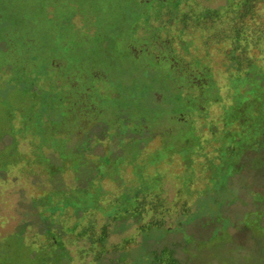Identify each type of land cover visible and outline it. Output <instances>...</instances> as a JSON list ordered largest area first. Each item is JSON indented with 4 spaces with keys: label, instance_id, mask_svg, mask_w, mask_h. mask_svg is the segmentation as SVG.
<instances>
[{
    "label": "rangeland",
    "instance_id": "1",
    "mask_svg": "<svg viewBox=\"0 0 264 264\" xmlns=\"http://www.w3.org/2000/svg\"><path fill=\"white\" fill-rule=\"evenodd\" d=\"M78 1L64 0L62 15L50 0H0V46L13 25L19 43L37 38L14 57L28 52L38 63L30 68L16 59L0 68V264H264V81L259 109H244L253 137L238 146L226 136L250 59L255 85L262 84L264 0L157 7L152 23L175 36L187 62L210 67L218 85L220 99L183 122L177 114L185 109L172 103L167 78L132 59L120 40L136 0ZM244 1L257 11L250 26L242 25ZM47 6L60 27L55 38L43 25ZM84 9L96 19V36L81 45L84 57L108 77L97 100L124 114L107 125L112 114L104 112L103 123L70 135L58 122L65 85L46 59L57 50L62 24ZM242 30L250 44L237 56L244 65L238 69L229 52ZM44 200L72 204L73 217L45 214ZM94 219L108 224V235L90 228ZM76 224L87 237L76 238Z\"/></svg>",
    "mask_w": 264,
    "mask_h": 264
},
{
    "label": "flooded vegetation",
    "instance_id": "2",
    "mask_svg": "<svg viewBox=\"0 0 264 264\" xmlns=\"http://www.w3.org/2000/svg\"><path fill=\"white\" fill-rule=\"evenodd\" d=\"M39 1L42 0H36V4ZM69 1L74 6L79 2L78 0ZM176 1L136 0L137 12L134 16H130L129 26L120 36V40L126 41V49L132 59L139 61L146 69L167 78L172 103L175 104L174 106L180 105L185 109L177 114V120L183 122L187 120L191 111L205 110V101H218L220 98L215 91L218 85L212 76L211 68L199 64L191 65L190 62H187L176 51L175 36L169 31L158 30L156 24L152 23L157 15L158 6ZM50 2L49 6L55 5L54 10L57 9V12H62L63 15L66 6L64 0H50ZM54 10L48 6L46 11L44 10L48 20L46 18L43 25L55 38L58 36L60 27L50 20V15ZM82 11L74 13V18L68 22V25L62 24V39L56 41L57 50L53 53L51 51L46 59L50 68L65 85L62 87L61 95L62 116L58 122L67 126V129L62 126L59 130L67 131L70 135L86 134V131L88 133L97 125L96 123H103L100 122V118L104 112L112 114H107L108 118L104 120L107 125L112 124L118 116L124 114V111L113 114L111 107L97 100L99 94H104L100 87L104 85L102 83H106L105 80L108 77L100 65L95 66L86 60L87 57H84L85 52L82 51L81 45H89L94 39L95 34L91 31L94 29L96 19L90 9ZM78 19H85V21L82 22ZM32 20H35L36 23L39 22L37 18ZM82 24L84 28H80ZM13 27L11 25V28L7 29L8 32L3 40L6 45L3 43L0 46V56L4 59L0 58V68L8 69L11 63H15L14 61L30 68L36 67L37 59L33 60L31 55L27 54L28 52L19 55L20 58L18 55L14 57L13 54H16L18 48L24 47L26 50V48L34 46L37 38L33 39L29 36L19 43L20 41L15 40L13 35ZM86 50L88 51L89 48ZM52 131L51 129L50 132Z\"/></svg>",
    "mask_w": 264,
    "mask_h": 264
},
{
    "label": "trees",
    "instance_id": "3",
    "mask_svg": "<svg viewBox=\"0 0 264 264\" xmlns=\"http://www.w3.org/2000/svg\"><path fill=\"white\" fill-rule=\"evenodd\" d=\"M177 2H178V0L176 2H170L169 5L178 4ZM243 4L245 5V8L247 10L244 11V12H241V14H242L241 18H242V21H243L242 25L243 26L244 25L245 26H247V25L250 26V24H252L251 22L255 21L254 19L256 17L257 11H255L254 8L252 10L251 8L247 7V5L250 4L249 2H245L244 1ZM253 6H254V4H253ZM249 37H250L249 34H246V32H244L242 30L241 33H239L237 35V38H236V40L234 42V45L231 48V51L229 52V54L231 56V60L232 61H234V60L236 61V62L235 61L234 62L236 64L235 66H237L238 69H242V67L244 65H242L241 62L239 60H237V58H238L237 56L240 53V51L242 52V51L246 50L247 46L250 44L249 43L250 42V38ZM253 62H254V60L250 59V62L247 64V66H246L247 68L244 71L243 79H241V82L243 83V85L240 88V90L236 89V94H238L239 103L236 106H234V108H233L231 117H230V119L228 121V124L230 123V128L227 129V131H226V136L230 137V139L234 143H237L238 146L243 143L242 139H249V138L253 137V135H252L253 131H251V128H252V123L251 122H252V120H251L250 116L245 114L244 109L247 108V107H250V106L251 107L256 106L255 108L259 109V106L262 104V100H263V98L261 97L262 90H260L259 88L262 87V85H263L264 75H263V77H258L257 78V80L260 79L258 81H262L259 84H261V83L262 84L261 85H258V84L255 85V78L254 77L256 76L255 75L256 72L254 70V67H252ZM262 74H264V72ZM258 133H260L259 135H262V133H264L263 126L258 131ZM242 146H243V144H242ZM84 163L86 164V166H89V163L87 161L86 162L84 161ZM80 174L81 173H79L78 171L75 173L73 182L77 181L79 179ZM62 190H63V188H62ZM81 199H82V197H81ZM44 203L46 204V208L50 209L47 212H45V214L50 215V212H51V214L53 216H56V215H58V212H62V217L63 216H69L68 219L72 218L73 215H74L73 211H71V213H69L67 211L70 207H73L72 204H70L68 202H65L63 204L59 203L58 207H55V206L45 202V200H44ZM83 206H85L83 208L86 209V205L83 204ZM86 210H88V209H86ZM48 215H46V216H48ZM65 218H67V217H64L63 220ZM76 225H77V227L74 228L75 230H77L80 227V225H78V224H76ZM96 227H101L103 229L102 234H104L105 236L108 235V232H107L108 231V224L102 223V225H99V224H97V221L94 219V221L90 225V228L91 229H93V228L95 229ZM38 229L40 231L41 227H38ZM87 232H88V229H85V228L80 230V231L77 230L76 238L80 239L81 237L82 238L85 237V236L87 237V234H88ZM106 232H107V234H106ZM50 236L51 235L46 234V238L51 241V237ZM89 239H90L89 240V245L93 249V246H94L93 244L95 243L96 239L94 240V237H92V238L90 237ZM5 242L6 241H4V243ZM46 242H48V241H46ZM92 242H93V244H92ZM50 244H52V243H50Z\"/></svg>",
    "mask_w": 264,
    "mask_h": 264
}]
</instances>
